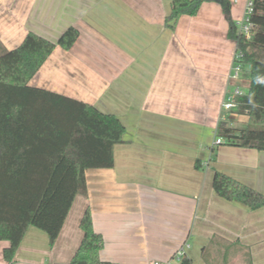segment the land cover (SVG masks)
<instances>
[{
	"label": "crops",
	"instance_id": "obj_1",
	"mask_svg": "<svg viewBox=\"0 0 264 264\" xmlns=\"http://www.w3.org/2000/svg\"><path fill=\"white\" fill-rule=\"evenodd\" d=\"M229 2L230 20L205 2L170 29L171 0H0L7 50L29 32L53 43L68 27L79 32L29 85L92 105L125 128L113 167L86 171L87 195L75 198L54 245L29 227L12 263L0 241V264H68L86 209L103 239V263H165L188 245L193 264H264V207L251 211L212 188L218 171L264 195V151L214 145L212 137L221 122L240 129L245 114L222 104L249 85L242 68L229 78L236 47L227 36L230 22L239 33L247 0Z\"/></svg>",
	"mask_w": 264,
	"mask_h": 264
},
{
	"label": "trees",
	"instance_id": "obj_2",
	"mask_svg": "<svg viewBox=\"0 0 264 264\" xmlns=\"http://www.w3.org/2000/svg\"><path fill=\"white\" fill-rule=\"evenodd\" d=\"M205 2L219 4L230 20L229 0H171L165 25L173 29L181 16L196 15ZM251 2V38L237 33L231 22L227 34L249 75L246 94L234 99L247 123L237 129L221 122L217 133L223 145L264 151V0ZM78 36L68 27L56 43L31 32L13 50L0 43V241L9 243L3 250L7 263L29 227L54 245L75 198L87 195L86 171L112 168L113 148L124 142L125 128L116 116L29 85L54 49L70 50ZM212 188L251 211L264 207V195L218 171ZM79 229L82 238L68 264H108L100 261L103 239L93 229L89 209ZM180 264L193 263L184 257Z\"/></svg>",
	"mask_w": 264,
	"mask_h": 264
},
{
	"label": "built area",
	"instance_id": "obj_3",
	"mask_svg": "<svg viewBox=\"0 0 264 264\" xmlns=\"http://www.w3.org/2000/svg\"><path fill=\"white\" fill-rule=\"evenodd\" d=\"M234 1H236V0H233V2ZM251 13H252V2H251V0H247L246 9H245V16H244L243 21H241V23L239 25L240 26L239 33L242 34L246 40H249L251 38L252 31H253V26L249 21V16ZM240 58H241V56L236 53V55L234 57V64L232 67V75H230V77H229L232 80H237L238 75L241 72V66L237 62ZM244 95L245 94L241 90H239L238 88L235 89L233 92H231L228 95V97L223 102L222 110H224L225 112H229V111H232V110L238 108V104L234 101V99L236 97H242ZM224 118L225 117L222 116V119H224ZM222 143H223V141L221 140V138H218L215 140L214 145H221ZM187 248H188V245L181 246L174 251V253L172 254L169 261H167L165 263L155 262L154 264H180L182 259L185 257Z\"/></svg>",
	"mask_w": 264,
	"mask_h": 264
},
{
	"label": "rangeland",
	"instance_id": "obj_4",
	"mask_svg": "<svg viewBox=\"0 0 264 264\" xmlns=\"http://www.w3.org/2000/svg\"><path fill=\"white\" fill-rule=\"evenodd\" d=\"M245 14V13H244ZM243 17V18H242ZM242 17H241V19H239V21H238V25H240V23H241V21H243V19H244V16L242 15ZM240 26H238V28H239ZM241 66V68L243 69V70H245L246 68L243 66V65H240ZM243 90L245 91V93L247 92V89L246 88H243ZM234 115V114H233ZM241 119V120H240ZM238 120L239 121H243V123H241V124H238V127L239 128H243L244 127V122L246 123L247 122V117L244 115V116H239L238 117ZM215 140L216 139H218L219 138V136H218V133H217V135H215V136H212ZM214 140V141H215Z\"/></svg>",
	"mask_w": 264,
	"mask_h": 264
}]
</instances>
